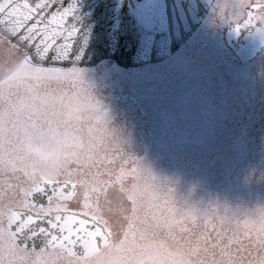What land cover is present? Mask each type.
<instances>
[{
  "label": "snow or ice",
  "instance_id": "obj_1",
  "mask_svg": "<svg viewBox=\"0 0 264 264\" xmlns=\"http://www.w3.org/2000/svg\"><path fill=\"white\" fill-rule=\"evenodd\" d=\"M218 7L232 9L237 33L264 32V0ZM75 18L71 0H0V264H58L57 252L69 264H88L110 240L107 222L85 210L89 198L80 210L69 207L78 183L69 164L81 162L100 131L88 104L107 117L91 93L84 104L52 88L84 80ZM159 211L166 228L186 231L200 221L195 208L177 214L165 203ZM219 216L221 227L230 222L227 210ZM256 220L264 225V209L244 224Z\"/></svg>",
  "mask_w": 264,
  "mask_h": 264
},
{
  "label": "rangeland",
  "instance_id": "obj_2",
  "mask_svg": "<svg viewBox=\"0 0 264 264\" xmlns=\"http://www.w3.org/2000/svg\"><path fill=\"white\" fill-rule=\"evenodd\" d=\"M234 2L216 0L190 40L161 63L126 69L106 61L96 67H79L84 80L52 85L66 96L78 95L84 104L91 93L107 114L94 102L88 104L96 117L91 123L100 131L91 145L85 144L81 162L69 164L76 170L73 179L85 186L79 193L86 191L92 203L89 211L100 214L94 208L93 191L108 185L105 162L122 159L128 169L123 170L127 178L122 184L133 216L123 228L108 225L110 242L88 264H185L181 254L159 243L152 232V196L158 214L165 203L176 211L179 207L182 212L199 210L195 197L202 189L214 200L221 187L215 181L204 182L202 172L186 166L195 159L191 168L199 167L197 152L201 156V151L197 149L209 141L206 133L215 124L208 113L229 105L237 95L264 90V51L254 61L241 63L226 45L224 32L237 21L230 7L218 5ZM219 96L230 100L218 102ZM74 203V207L83 206V200Z\"/></svg>",
  "mask_w": 264,
  "mask_h": 264
},
{
  "label": "trees",
  "instance_id": "obj_3",
  "mask_svg": "<svg viewBox=\"0 0 264 264\" xmlns=\"http://www.w3.org/2000/svg\"><path fill=\"white\" fill-rule=\"evenodd\" d=\"M217 98L218 102L227 100ZM228 102L220 110L208 113L215 124L206 133L209 141L197 149L201 151V156L197 152L201 158L199 167L191 168L195 159L192 165L186 164L187 169L202 172L204 182L215 181L221 187L214 200L204 189L196 194L198 224H188L186 231L160 225L152 196V232L159 243L181 254L185 264H264V225L258 220L244 224L249 216L255 219L264 209V90L237 95ZM125 164L122 159L105 162L108 185L93 191L99 216L118 229L133 216L126 185L122 184L127 178ZM205 168L210 172L203 171ZM178 201L183 205V199ZM224 210L230 213V222L221 227L219 214L223 215ZM177 211L182 212L181 207ZM205 215H209L207 224ZM144 223L149 224L145 220Z\"/></svg>",
  "mask_w": 264,
  "mask_h": 264
},
{
  "label": "water",
  "instance_id": "obj_4",
  "mask_svg": "<svg viewBox=\"0 0 264 264\" xmlns=\"http://www.w3.org/2000/svg\"><path fill=\"white\" fill-rule=\"evenodd\" d=\"M214 1L71 0L79 28L76 66L111 60L130 68L163 61L190 39ZM235 24L225 31L226 43L240 61L251 62L264 50V32L237 33Z\"/></svg>",
  "mask_w": 264,
  "mask_h": 264
},
{
  "label": "flooded vegetation",
  "instance_id": "obj_5",
  "mask_svg": "<svg viewBox=\"0 0 264 264\" xmlns=\"http://www.w3.org/2000/svg\"><path fill=\"white\" fill-rule=\"evenodd\" d=\"M2 58H3V54L0 53V59H2ZM81 188L83 189V188H85V186L83 187V185L80 186V185L77 184V194H76L75 198L70 202V204H69L70 208H73V209H76V210H80L83 207L82 205H78V207H74V206H76L74 201L79 203V200H80V204H81V200H84L87 197L86 191H84V192L82 191V193H79V189H81ZM78 193H79V196L77 197ZM85 194H86V197L84 196ZM87 198H89V197H87ZM77 199H78V201H77ZM80 206H82V207H80ZM88 208H86L85 210H88Z\"/></svg>",
  "mask_w": 264,
  "mask_h": 264
},
{
  "label": "clouds",
  "instance_id": "obj_6",
  "mask_svg": "<svg viewBox=\"0 0 264 264\" xmlns=\"http://www.w3.org/2000/svg\"><path fill=\"white\" fill-rule=\"evenodd\" d=\"M58 259V264H69L68 258L63 256V253L57 252L56 253Z\"/></svg>",
  "mask_w": 264,
  "mask_h": 264
}]
</instances>
